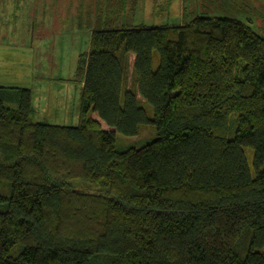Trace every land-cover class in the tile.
<instances>
[{
  "label": "trees",
  "instance_id": "obj_1",
  "mask_svg": "<svg viewBox=\"0 0 264 264\" xmlns=\"http://www.w3.org/2000/svg\"><path fill=\"white\" fill-rule=\"evenodd\" d=\"M91 1L76 125L0 86V264H264V37L231 17L117 26L126 0Z\"/></svg>",
  "mask_w": 264,
  "mask_h": 264
},
{
  "label": "rangeland",
  "instance_id": "obj_2",
  "mask_svg": "<svg viewBox=\"0 0 264 264\" xmlns=\"http://www.w3.org/2000/svg\"><path fill=\"white\" fill-rule=\"evenodd\" d=\"M77 1L13 0L7 4L0 0V86L10 88L12 96L21 88L30 89L35 121L78 123L81 83L76 69L80 54L89 50L96 18L92 16L89 25L86 14H77ZM124 4L116 16L117 26L178 25L196 16L231 17L264 37V0H126ZM133 59L131 55L129 80ZM139 99L152 117L151 106ZM155 137L151 124L135 136L117 133L116 150L141 147ZM245 152L252 169L253 149L245 147Z\"/></svg>",
  "mask_w": 264,
  "mask_h": 264
},
{
  "label": "crops",
  "instance_id": "obj_3",
  "mask_svg": "<svg viewBox=\"0 0 264 264\" xmlns=\"http://www.w3.org/2000/svg\"><path fill=\"white\" fill-rule=\"evenodd\" d=\"M5 3L7 4H12L13 3V0H5ZM86 3H88V0H86ZM90 3V2H89ZM134 3V2H133ZM184 23V22H183ZM181 23V24H183Z\"/></svg>",
  "mask_w": 264,
  "mask_h": 264
}]
</instances>
